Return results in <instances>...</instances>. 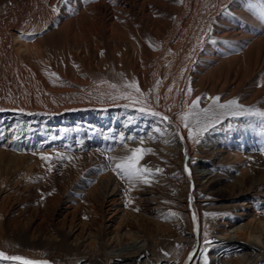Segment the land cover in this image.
Wrapping results in <instances>:
<instances>
[{"label":"bare ground","instance_id":"obj_1","mask_svg":"<svg viewBox=\"0 0 264 264\" xmlns=\"http://www.w3.org/2000/svg\"><path fill=\"white\" fill-rule=\"evenodd\" d=\"M17 1L24 15L7 10L0 16V95L8 96L10 104L0 107V133L5 129L0 135V252L47 264H53L52 260L59 264H205V260L207 264H264V121L233 115L234 110L213 105L210 99L220 97L218 104L235 99L244 108L264 111V86L241 97L235 93L236 87L257 80V71L252 75L248 74L250 68L239 72L250 59L232 55L225 61L222 56L208 57L200 51L197 54L206 61L203 70H193L194 57L178 55L173 65L166 57L153 60H161L159 67L155 72H145L133 57L131 45H127L134 82L146 95L148 107L169 118L162 120L138 111L140 105L126 108L129 101L114 100L117 94H111V89L88 88L91 85L85 77L73 81L59 75L61 80L55 81L59 89L43 85L31 66L34 60L42 59L38 58L41 49L31 46L28 30L57 9L55 13L60 15L54 22L63 24L57 32H63L66 43L75 49L70 61L100 71L89 55H97L104 43L126 44L117 33L123 28L116 22L136 9L144 14L153 12L152 6L164 5L151 0H103L102 4L83 7L76 19L77 8L83 3L69 9L58 0ZM2 2L0 13L4 11ZM202 3L188 0L181 5L189 12L197 7L204 9ZM94 9L110 17L109 25L88 22ZM32 13H37L35 20ZM130 29H134L135 44L148 48L142 29ZM190 29L179 25L167 38V47L171 49L181 41L188 44L192 39L202 44L204 28L195 25ZM221 31L225 36L251 42L235 31ZM262 39L264 36L252 41ZM221 63L220 72H207ZM12 69L25 78L30 73L44 86L32 87L36 88L35 95L41 93L43 97L36 99L28 90L7 91L4 86L12 81ZM192 79L198 83L193 84ZM131 91L117 88L116 97ZM197 98L201 123L209 127L189 139L181 117ZM23 100L31 106H23ZM90 100L95 102L84 103ZM210 107V119H206L203 110ZM215 107L221 112H212ZM194 119L190 118V126ZM167 132L177 138L179 149L170 148L163 140ZM206 134L214 137L213 143H206ZM137 147L152 149L140 161V166L153 171L148 183L122 179L114 171V161ZM41 156L50 157L45 167L39 162ZM65 157L84 161L77 167H67ZM104 160L111 163L107 165ZM176 203L181 206L175 209L177 212L171 210ZM173 216L176 218L171 222ZM16 245H23L27 251L16 250ZM189 248L191 253L187 255ZM182 249L186 253L177 263L174 257ZM193 252H197L196 258ZM231 254L238 256L237 261L228 260ZM0 264L18 262L0 260Z\"/></svg>","mask_w":264,"mask_h":264},{"label":"rangeland","instance_id":"obj_2","mask_svg":"<svg viewBox=\"0 0 264 264\" xmlns=\"http://www.w3.org/2000/svg\"><path fill=\"white\" fill-rule=\"evenodd\" d=\"M58 1H63V3H66L65 4L66 8L69 7V9H71V7L73 8V5H77L76 4L77 2H79L80 4L83 3L81 8L79 9L77 8V11L79 12V14H76L78 17V18L76 17V19H79L80 14H82V10L84 9L83 7H86V6L88 7L90 5L92 6L95 4L97 5V4L104 3L103 0H67V2H65V0H58ZM187 1L188 0H151V2L155 4L160 3L161 5H164V7L161 6V8H155L154 6H152L153 8L152 7L151 8L153 9V12L147 11V12H144V14H142L141 11L138 12V9H136L135 11H131L130 13H128L125 16V18H122L124 20L120 19L119 22H116L117 27L123 28L121 29L120 32H117V33L120 37L122 36L126 40V44H122V43L119 45L110 44V46H108L107 43L106 44L104 43L102 45V49L97 55H92V54L89 55V58L92 61V65L93 66L98 65L97 67L100 69V71H97V70L92 71V70H89L88 67L86 68L83 66L81 67L79 65H75L72 63V61H70V55L71 53L75 52V49H73L66 43V36L65 34H63V32H57L59 28L63 26V24H59V23H57V25L55 24L56 22L54 21L57 17H59L58 15H60V12L55 13V11H53L54 9L53 8L51 13H49L50 15L48 14L46 16L43 13L46 17L45 20H42L41 22L38 21L37 23L33 25V27H31L28 30L29 40L32 44L31 46H36L40 48L41 49L40 52L42 55L38 57V58H42V59H38L39 62H37L36 60L32 62L31 66H32V69L34 70L32 72L36 71L41 76L43 85L47 83L48 88L59 89L61 86L58 84H55V81L57 82V80L58 81L61 80L58 77L59 75L64 76V77H66L67 75L66 78L71 79L73 81L78 78L81 79L85 77L87 81L89 80L88 81L89 86L91 85L88 88H95L99 90L104 89V88L109 89V90L111 89L110 91L112 92L111 94L118 95V92H116L117 88L124 89L125 84H130L135 81L134 80L135 72L133 71L132 66L129 65V63L131 64V62L128 61L129 59H128V56L126 55L128 52L127 51L128 47L126 46L131 45L132 51H133V54H132L133 57L137 59L136 60L137 62L139 61L138 62L139 66L143 68L142 70L145 69L144 70L145 72L146 71L155 72L157 70V68L159 67V62H161V60L159 62H156L153 60H157L158 58L166 57L167 63L170 65H173L172 64L173 59H176V58L178 59V57L180 56L183 57L185 55L186 56L190 55L189 57L195 58L192 61L193 62L192 67H193V70H196L197 68H200V69H202V67L205 68L204 66L206 63L205 59H203L202 55L200 56L198 55L200 54V51L205 53L208 57L209 56H218V57L222 56L225 61L230 60L232 58V55H235V56L237 55L238 58H241L243 60L250 59L249 63H244L240 67L239 72L242 73L244 72V69L250 68V72L248 74L252 75L254 72L257 71V75H256L257 80H255L253 83H248L242 86L243 88L241 86H239L238 88L237 87L235 88L234 87L235 85H234L233 88L236 89L235 90L236 95L238 97H241L245 93L253 92L254 90L259 89L260 86L261 87L264 86V64H262L264 63V60H263L264 59V39H262L261 41H252L253 38L256 39V37L264 36V0H230V2L227 4H225V1H229V0H225L224 2L223 0H221L219 6H212V4H214L217 0H202L204 4L202 3L201 5H203L204 9L197 7V9L195 8V9H191V11L189 12H185L186 8L183 7L181 4H184ZM155 4H152V5H155ZM2 5L4 7V11L0 13V16H2L5 12H8V11L9 13L12 12L14 15H24L25 14L24 10L20 8L21 6L20 1L16 0L15 2L12 0H3ZM95 10L96 9L92 10V12L93 11L94 12L93 13L91 12L90 16H88V19H92V20H89L88 22L94 21L95 23L100 24L103 27L109 25L108 18L110 17H108L106 14L104 15V13H101ZM92 14H94L93 15L94 18H91ZM37 17H38L37 13H34V14L32 13L31 18L33 20H35ZM181 24L183 25V27L185 26L190 27L191 28L190 31L193 30L195 25L196 26L199 25V27L204 28L206 32L204 34V39H203L202 44H199L200 42H196L195 40L192 39L193 42L190 41L188 43L189 45L186 43H183L184 41H181V42H178L176 45L172 44L173 49L168 48L167 41H166L167 38L171 34H173L175 30L177 29V27ZM133 27H138V28L140 27L142 29L141 36L146 41L147 45L149 46L148 48L141 49L139 46L135 44V41L133 40L134 39V36H133L134 29L133 30L130 29ZM156 27H159L161 30L159 32H156L155 31ZM221 29L222 30L227 29L229 32L228 34H230V31L231 32L235 31L239 35L241 34L244 36H248L251 42L246 41V39L244 41L237 40L233 38L232 35L225 36V33L221 31ZM190 35L191 37L193 36L192 33ZM171 50H173V53ZM45 58H46V61H45ZM225 61H223V63ZM220 65H223V64L221 63L213 68L212 67L208 68L207 72L210 74H213L215 72L216 73L220 72V69H221L219 68L221 67ZM47 66H49V68H46ZM12 70H13L11 73L12 81L11 82L7 81V84L6 82H4L6 84L4 88L7 91H10V89L11 90L20 89L22 91L28 90L30 92H33L32 94L34 96L35 95L34 91H36V88H34L35 89L34 90L32 87L34 86L37 87V85L40 86V84L36 82L37 80L35 81V79H33V76L30 73L29 75H27V78H25L24 75H22L20 72L16 71L15 69H12ZM53 73L55 74V76L52 75ZM101 73L105 74L103 78L98 77V74H101ZM45 75L47 77H45ZM29 79L31 80L29 81ZM194 81L195 80H193V84L198 83V82L195 83ZM0 83L2 84L3 82L0 81ZM260 83H262V85ZM99 85H102V86L97 87ZM110 85H116V88H112L110 87ZM40 87L44 88V86H40ZM94 92H98V91L94 90ZM39 95H35L36 99L38 97L39 98L43 97L41 93ZM91 95H94V94H91ZM0 96H1L0 107L5 108L7 106H10V104L8 105L9 97L8 96L5 97V95L3 96L0 95ZM97 98L98 97H96L95 99ZM92 102H95V101L90 100L84 103H92ZM23 103H25V105L23 104V106L25 107L27 106V108L28 106H31L30 104H32L30 102H27L26 100H23ZM32 108L34 109V107ZM214 111L216 113L221 112V110L217 109L216 107L215 109L212 110V112ZM3 130L4 131L0 133L1 136L5 134V129ZM79 132H80V127H78V133ZM167 133L165 134L163 140L169 143L170 148L175 147L179 149V143L177 142V138H175V136L171 132H167ZM208 135L207 134L204 135L203 139H206L205 140L206 143L211 144L214 142V137L211 136V134L209 136ZM63 161L65 163V166L67 167L68 166L77 167L78 165L83 164L84 159L83 158L78 159L75 157H73V159H68V157H65ZM39 162L43 163L42 164L43 167L47 166L45 160H42L41 158H39ZM104 163L108 165L111 162L104 160ZM171 206L174 207V208L171 207V210L173 209V211L175 212H177V210L175 209H179L178 207H181L179 206V203H176ZM202 214L205 215L203 212H201L200 215L203 216ZM174 217L175 216H173L171 222H174V219L176 218ZM22 247L25 248L23 245ZM23 248H21L20 245L15 246L16 250L27 251ZM49 253L50 252H48V254ZM185 253L186 251H184L183 249L178 250L177 254L174 257L175 262L178 263L179 261H182ZM189 253H191L190 248L188 249L187 255H189ZM193 255L196 258L198 254L197 252L196 253L193 252ZM236 257H238L236 254H231V257L228 258V260L237 261L236 259L238 258ZM51 263L59 264V262L55 260H52Z\"/></svg>","mask_w":264,"mask_h":264},{"label":"snow or ice","instance_id":"obj_3","mask_svg":"<svg viewBox=\"0 0 264 264\" xmlns=\"http://www.w3.org/2000/svg\"><path fill=\"white\" fill-rule=\"evenodd\" d=\"M65 2H67V0H65ZM53 11H57V9L54 8ZM52 75L55 76L54 73ZM110 87L116 88V85H110ZM124 87L132 89V91L118 97L114 96L113 97L114 100L115 99L128 100L129 104L125 105L126 108L129 107L130 105H140V107L137 110L142 113H147L153 117H158L162 120L169 119L168 117L162 116L160 113L153 111L150 109V107H148V101L145 94L140 91L139 86L135 82H132L130 84H125ZM191 91H192L191 88H189L187 92L189 96L191 95ZM210 99H212L213 105H218L220 108H224V109L234 110L233 115L254 116L259 120L264 121V111H260L254 108H244L235 99L228 101L226 104H218L220 97H214ZM198 104H199V98L192 101L189 112L181 117L184 127L188 129L189 139H193L195 136L202 135L205 131L208 130L209 127V124L201 123L200 112L197 111ZM210 111H211V107L209 109L203 110V115L206 119H210L209 118ZM191 117H195L194 121H191V125L193 126H190ZM181 139H183V137H181ZM196 142L198 143L199 141L197 140ZM139 143L142 145L143 140H141ZM151 153H152V149H146L142 147L129 149L128 154L114 161V171L116 172L117 176L122 179H126L128 181H140L143 183H148L149 181L147 177L153 175V171L152 169L146 166L143 167L140 166V161L144 158L145 155ZM41 159L48 161L50 160V157L41 156ZM50 170L51 168H49V171ZM159 171L161 170L156 169V172ZM185 171H187V168H185ZM130 202L131 201H129V203ZM193 219L195 220V215L193 216ZM205 243H211V241H205ZM0 260L15 261L18 262V264H47L46 261L38 262V261L29 260L21 256H8L3 252H0ZM205 264H207L206 260H205Z\"/></svg>","mask_w":264,"mask_h":264}]
</instances>
